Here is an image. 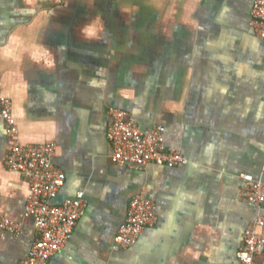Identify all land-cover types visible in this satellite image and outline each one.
Listing matches in <instances>:
<instances>
[{"label":"crops","instance_id":"obj_1","mask_svg":"<svg viewBox=\"0 0 264 264\" xmlns=\"http://www.w3.org/2000/svg\"><path fill=\"white\" fill-rule=\"evenodd\" d=\"M253 2L150 0L144 22L132 25L123 21L131 10L115 23L95 1L0 0V113L9 100L22 144L56 145L53 162L66 180L55 202L80 191L87 201L48 264H239L255 218L241 196L245 178L264 184V41L250 27ZM113 109L141 131L162 126L166 146L187 164H114ZM7 153L0 118V165ZM140 193L157 205L155 225L115 251ZM27 197L26 182L1 170L0 218L21 233L0 230V264H21L37 238L23 216Z\"/></svg>","mask_w":264,"mask_h":264},{"label":"built area","instance_id":"obj_2","mask_svg":"<svg viewBox=\"0 0 264 264\" xmlns=\"http://www.w3.org/2000/svg\"><path fill=\"white\" fill-rule=\"evenodd\" d=\"M250 27L254 35L264 41V0H254ZM0 118L8 137V153L0 171L19 175L28 185L24 218L32 221L36 240L21 264H48L72 238L78 221L84 215L87 201L82 191L75 198L56 203L66 177L53 162L56 145L22 144L13 116L11 102L1 100ZM111 123L106 138L112 150L111 161L123 167L143 170L151 165L175 169L187 164L186 159L165 144V129L156 126L141 131L129 113L120 109L110 111ZM243 200L255 211V218L243 234L237 253L239 264H264V184L245 178ZM157 205L140 193L128 205L125 222L119 227L113 249L124 251L133 247L144 230L156 222ZM0 230L14 235L21 233L20 225L0 218Z\"/></svg>","mask_w":264,"mask_h":264},{"label":"flooded vegetation","instance_id":"obj_3","mask_svg":"<svg viewBox=\"0 0 264 264\" xmlns=\"http://www.w3.org/2000/svg\"><path fill=\"white\" fill-rule=\"evenodd\" d=\"M130 1V7H132L131 10L133 12V15L129 18L130 23H132V25L135 23H141L144 22L145 15H144V11H145V4L146 2L150 1V0H129ZM98 9V11H101L102 13H111V16H109V18L111 19V21L118 23V7L119 5V0H99V3H96ZM141 10L143 11V17L140 16ZM107 15V14H105ZM88 13H84L83 18L87 17Z\"/></svg>","mask_w":264,"mask_h":264},{"label":"rangeland","instance_id":"obj_4","mask_svg":"<svg viewBox=\"0 0 264 264\" xmlns=\"http://www.w3.org/2000/svg\"><path fill=\"white\" fill-rule=\"evenodd\" d=\"M57 1V3H56V6H60V5H63L64 4V0H60V2H59V0H56ZM62 1H63V3H62ZM98 2L99 3V0H72V6H77V5H81L82 6V4L83 5H90L91 3H93V2ZM66 2H67V6H69V3H70V0H66ZM84 2H87V3H84ZM119 7H118V10H119V12H120V16L121 17H123V15L121 14V11H123V10H125V11H129V10H133L132 9V7H130V1L129 0H119ZM57 9H63V7H59V8H57ZM65 11H67V10H65ZM86 12H87V10H85ZM134 11V10H133ZM72 15L70 16V17H72V20H77V21H81L82 19H80V15H76L74 12H76V11H74V8L72 9ZM88 13V12H87ZM141 13L142 14H140V16L141 17H143V11L141 10ZM69 17V18H70ZM65 20H66V14H63L62 15V19L60 18V21H64L65 22ZM69 21V20H68ZM123 21H129V19H124Z\"/></svg>","mask_w":264,"mask_h":264},{"label":"bare ground","instance_id":"obj_5","mask_svg":"<svg viewBox=\"0 0 264 264\" xmlns=\"http://www.w3.org/2000/svg\"><path fill=\"white\" fill-rule=\"evenodd\" d=\"M251 223H252V222H251ZM251 223H250V224H251ZM250 224H249V225H250ZM249 225H248V226H249ZM247 228H248V227H247ZM74 231H75V230H74ZM144 231H145V230H144ZM72 236H73V235H72ZM242 241H243V240H242ZM60 251H61V250H60ZM236 256H237V255H236ZM237 259H238V258H237Z\"/></svg>","mask_w":264,"mask_h":264}]
</instances>
